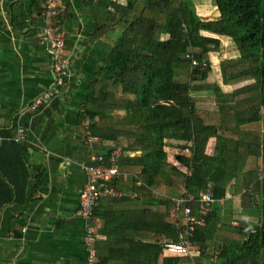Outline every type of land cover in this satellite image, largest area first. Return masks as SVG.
Segmentation results:
<instances>
[{"label":"trees","instance_id":"obj_1","mask_svg":"<svg viewBox=\"0 0 264 264\" xmlns=\"http://www.w3.org/2000/svg\"><path fill=\"white\" fill-rule=\"evenodd\" d=\"M213 1L216 21H203L190 0H149L134 20L136 3L130 2L124 10L128 26L89 88L82 114L90 119L88 132L127 142L120 165L129 175L127 183L110 184L123 197L106 199L96 210L107 237L98 241L99 264H264V135L241 129L264 123V0ZM224 41L239 58L222 64V87L211 85L210 55L219 54ZM180 69L187 72L185 82L176 80ZM200 91L215 92L216 110L198 108L193 94ZM254 108L257 115L240 116ZM212 138L218 143L209 157ZM171 140L182 143L176 146L182 152L192 145L177 155L182 169L166 162ZM114 149L104 155L108 169ZM44 177V171L35 174L34 189L46 184ZM33 178L20 144L9 137L0 145V213L31 197ZM163 190L169 197L161 198ZM210 192L214 204L208 208ZM228 195L241 197L248 218H238V227L224 214ZM178 201L203 227L190 233ZM15 219L22 231L26 222ZM184 239L199 247L196 258L164 257L166 242Z\"/></svg>","mask_w":264,"mask_h":264},{"label":"crops","instance_id":"obj_2","mask_svg":"<svg viewBox=\"0 0 264 264\" xmlns=\"http://www.w3.org/2000/svg\"><path fill=\"white\" fill-rule=\"evenodd\" d=\"M44 1L0 0V145L9 137L18 141L34 177L30 183V190H34L31 197L24 204L7 205L0 213V264H89L85 242L87 221L79 214L81 196L89 180L84 169L101 157L105 159L104 155L115 146L126 148L127 142L103 141L97 137L89 141L91 124L82 114L91 84L128 26L124 22V10L130 2L136 3L135 20L149 0H69L67 9L56 19L62 23L66 35L65 50L69 59L66 86L60 95L32 111L30 104L53 82L52 58L37 36L44 24ZM190 1L203 21L219 18L213 0ZM17 15L21 16L16 19ZM214 95L213 91L193 94L200 109L215 108L207 100L208 104L203 105L199 99ZM257 114L258 109L254 108L240 116L246 119ZM258 125L264 135L263 122L241 126V129L254 133ZM21 130L23 139H19ZM217 143L216 138L210 140L209 157H214ZM169 144L166 162L182 169L177 155L188 154L192 145H187L182 152L176 148L181 142L171 140ZM174 149L177 153H173ZM39 171H44L46 184L36 190L35 174ZM165 197H169L167 192ZM231 197L228 195L222 206L225 216L233 218V226L238 227V218L247 217L243 215L241 197ZM255 204L258 206L259 202ZM15 218L26 222L22 231L17 230ZM100 220L103 231L105 222ZM100 236L101 242L107 240L106 235ZM221 244L225 246L224 242ZM196 247L198 253L194 258L199 254ZM164 257L168 256L164 254ZM207 260L211 263V259Z\"/></svg>","mask_w":264,"mask_h":264},{"label":"built area","instance_id":"obj_3","mask_svg":"<svg viewBox=\"0 0 264 264\" xmlns=\"http://www.w3.org/2000/svg\"><path fill=\"white\" fill-rule=\"evenodd\" d=\"M68 1L45 0L42 4V10L45 12V16L43 17L44 24L37 36L39 42L47 47L52 57L53 82L45 92L38 95L30 104L29 107L32 111L38 110L41 106H44L50 100L60 95L66 86L69 67V59L65 50L66 35L63 32L60 22H56V19L67 9ZM81 1L88 2L90 0ZM86 122L89 123L90 120L88 119ZM19 136V139H23L22 130L19 132ZM87 137H91L89 132ZM93 140L96 139L91 137L89 141L92 142ZM124 152L125 147L123 145H117L115 147L110 161L112 166L110 169L106 167V160L103 157L96 160L99 164L98 167L88 166L84 169L89 176V180L81 196L79 214L88 222L86 245L89 250V264L100 263L97 250L99 235L96 233V227L97 225H101L100 229H102V221L99 217L95 216V211L103 200L123 197V194L110 187L111 183L115 181L127 183L129 181V175L122 172L120 165ZM182 204V202L178 201L177 208L183 210L185 221L190 226V233H193L197 227H203L204 224L194 220L191 216V211L184 209ZM205 204L208 208L214 204V197L211 193L205 198ZM167 247L169 249L166 251L165 256L168 257L188 258L194 257L198 253V251L196 253L197 247H193L185 239L179 243H169L166 245Z\"/></svg>","mask_w":264,"mask_h":264},{"label":"rangeland","instance_id":"obj_4","mask_svg":"<svg viewBox=\"0 0 264 264\" xmlns=\"http://www.w3.org/2000/svg\"><path fill=\"white\" fill-rule=\"evenodd\" d=\"M238 58H239V53H237L236 47L233 44H231L230 42L224 41V45L222 46L220 53L219 54H211L210 55V60H211V62L213 64V68L215 69V76L212 77L211 83H214L215 85L219 84L222 87H224L223 84H222V78H221V76H222L221 66L226 61L236 60ZM178 75L179 76L176 77L177 81H179V82H185L186 81V78H185V77H187L186 70L180 69L179 72H178ZM241 87H244V85H242ZM235 90H238V89H236V88H224V91H226L228 93H232ZM122 97L123 96L121 94L118 96V98H122ZM199 99L202 100V104L203 105H207L208 102H209L211 105L215 106V108H211V109H207V110H211V111L216 110V102H215V97L214 96L213 97L212 96H202V97H199ZM206 100L208 102H206ZM257 129L261 130V127L258 125ZM168 150L170 151V149H168ZM173 153H177V149H174ZM158 194L160 196H162L161 198H166V197H163V196H165V191L164 190L163 191H159ZM174 211L171 214L172 217L178 215V212L175 213ZM95 216H96V211H95ZM96 217H98V216H96ZM87 226H88V222H87ZM100 227H101V225L100 226L97 225V227H96V230H97L96 233H98V235H99V240L98 241H100V239H101L100 234L102 233ZM87 238H88V233L86 235L85 242L87 241ZM169 243H176V242H166V244L164 245L165 247L163 248V255L166 253V251H168L169 247L166 248V245L169 244ZM97 250H98V255H99L98 243H97Z\"/></svg>","mask_w":264,"mask_h":264}]
</instances>
